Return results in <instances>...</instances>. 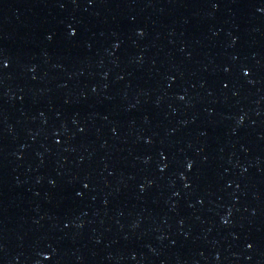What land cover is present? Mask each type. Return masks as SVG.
I'll return each instance as SVG.
<instances>
[{
    "label": "water",
    "instance_id": "1",
    "mask_svg": "<svg viewBox=\"0 0 264 264\" xmlns=\"http://www.w3.org/2000/svg\"><path fill=\"white\" fill-rule=\"evenodd\" d=\"M0 264H264V0H0Z\"/></svg>",
    "mask_w": 264,
    "mask_h": 264
}]
</instances>
